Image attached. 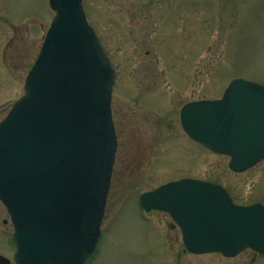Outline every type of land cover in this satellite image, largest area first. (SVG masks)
<instances>
[{
    "label": "rangeland",
    "instance_id": "374dc122",
    "mask_svg": "<svg viewBox=\"0 0 264 264\" xmlns=\"http://www.w3.org/2000/svg\"><path fill=\"white\" fill-rule=\"evenodd\" d=\"M115 72L111 111L117 138L101 237L86 264H264L191 254L163 212L138 198L183 178L222 186L237 205H264V159L240 173L230 158L192 141L179 112L219 99L234 79L264 85V0H82ZM54 13L48 0H0V121L23 94ZM7 223H3V220ZM0 202V254L15 245Z\"/></svg>",
    "mask_w": 264,
    "mask_h": 264
},
{
    "label": "water",
    "instance_id": "95a60500",
    "mask_svg": "<svg viewBox=\"0 0 264 264\" xmlns=\"http://www.w3.org/2000/svg\"><path fill=\"white\" fill-rule=\"evenodd\" d=\"M48 3L55 15L24 93L0 122V201L15 264H85L101 235L117 148L115 72L82 0ZM180 122L190 139L228 156L232 172L264 159L262 84L234 79L220 99L185 104ZM138 202L146 213H168L189 253L264 254V205H237L220 185L183 178Z\"/></svg>",
    "mask_w": 264,
    "mask_h": 264
},
{
    "label": "flooded vegetation",
    "instance_id": "af4514ba",
    "mask_svg": "<svg viewBox=\"0 0 264 264\" xmlns=\"http://www.w3.org/2000/svg\"><path fill=\"white\" fill-rule=\"evenodd\" d=\"M8 217H9V215H8ZM3 223H7V220L4 219V220H3ZM169 227L174 228L175 225H174V224H169ZM249 250H250V249H249ZM251 252H252V254H253V256H252V260H255V258H257V257L264 256V254L257 253V252H255V251H253V250H251Z\"/></svg>",
    "mask_w": 264,
    "mask_h": 264
}]
</instances>
